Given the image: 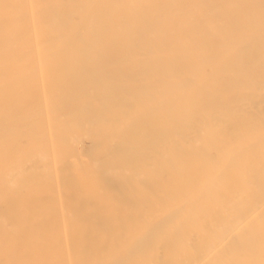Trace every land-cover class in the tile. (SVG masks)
I'll return each mask as SVG.
<instances>
[{
    "label": "bare ground",
    "instance_id": "bare-ground-1",
    "mask_svg": "<svg viewBox=\"0 0 264 264\" xmlns=\"http://www.w3.org/2000/svg\"><path fill=\"white\" fill-rule=\"evenodd\" d=\"M0 264H264V0H0Z\"/></svg>",
    "mask_w": 264,
    "mask_h": 264
}]
</instances>
